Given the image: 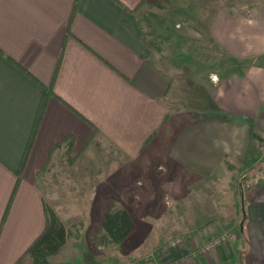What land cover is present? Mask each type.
Wrapping results in <instances>:
<instances>
[{"label": "crops", "instance_id": "0c3cea01", "mask_svg": "<svg viewBox=\"0 0 264 264\" xmlns=\"http://www.w3.org/2000/svg\"><path fill=\"white\" fill-rule=\"evenodd\" d=\"M143 1L0 0V264H16L43 232L41 180L59 153L74 160L99 144L113 156L114 174L126 165L143 172L158 155V169L180 181L176 190L123 185L138 197L122 194L118 209L129 212L142 192L170 191L175 200L181 191V221L211 225L168 246L165 264H264V0L215 13L211 61L223 69L195 96L199 117L182 115L181 125L170 106L176 74L141 32ZM200 192L213 210L192 220L201 217L191 212ZM227 230L237 231L231 247L197 250Z\"/></svg>", "mask_w": 264, "mask_h": 264}, {"label": "rangeland", "instance_id": "374dc122", "mask_svg": "<svg viewBox=\"0 0 264 264\" xmlns=\"http://www.w3.org/2000/svg\"><path fill=\"white\" fill-rule=\"evenodd\" d=\"M256 2L257 0H150L141 10V32L156 51L153 56L158 57L163 66L173 69L176 74V101H170L172 119L178 121L175 122L176 125L185 123L182 115L185 118H188V114L191 118L199 117L200 110L195 109L194 105L197 103L194 98L200 95L202 83L214 77L211 72L223 69L222 64L211 61L217 55L211 34L215 13L225 8L246 9ZM206 42L211 46L205 54L203 44ZM198 54H205V58ZM187 56L190 60L186 59ZM160 146L163 147L164 144ZM92 151L93 154L81 153L74 160L67 158L65 150L60 152L58 160L50 165L42 177L41 184L47 202L66 228L64 245L50 256L52 264H87L84 261V253L87 251L91 264H165L169 259V248L176 250L187 241V230L196 232L211 226L181 221L182 211H185L181 207V191L174 193L175 200L171 198L173 193L170 191H147L140 193V201L127 205L134 216L132 234L122 242H114L109 235L106 236L102 216L104 212L117 210L118 205H123L117 201L118 197L125 194L131 200L136 194L133 191L122 192L123 185L139 192L154 181L158 189L165 185L167 189L176 190L174 185H178L180 181L166 174L165 167L158 169L159 164L164 162L158 155H154L153 160H148L149 166L141 165L143 172H140V167L126 165L123 171L114 174L116 166L112 163L113 156L106 153L100 144L95 145ZM261 158L264 160L262 148ZM239 178L236 179L237 183ZM107 185L114 187L110 190L109 199L104 190ZM148 194H153L155 199L145 200L144 195ZM197 194L200 195V200L197 196L192 198L198 200L196 204L201 205L199 208H191V212L194 211V215L199 213L201 217L193 216L191 219H206L205 213L213 208L210 209L211 203L207 202L206 193ZM135 196L138 197V194ZM202 196H206V201L201 200ZM172 202H178V205L172 206ZM236 235L237 231H222L197 250L206 255L211 254L222 245L230 246ZM196 254L197 251L191 255ZM186 257L182 258L183 262L188 261ZM162 259L164 263L161 262ZM24 264L34 263L32 259H28Z\"/></svg>", "mask_w": 264, "mask_h": 264}, {"label": "trees", "instance_id": "16d2710c", "mask_svg": "<svg viewBox=\"0 0 264 264\" xmlns=\"http://www.w3.org/2000/svg\"><path fill=\"white\" fill-rule=\"evenodd\" d=\"M146 2L147 0H144L142 5ZM89 143L90 141L87 142L86 146ZM45 210L47 220L43 232L32 242L16 264H24L28 259H32L34 264H52L50 256L58 247L64 245L66 239L64 223L48 204L45 205ZM102 223L103 228L114 242L124 241L134 230L132 216L126 209L104 212ZM89 255V251L84 253V261L87 264H91L88 261Z\"/></svg>", "mask_w": 264, "mask_h": 264}, {"label": "built area", "instance_id": "2783aa9c", "mask_svg": "<svg viewBox=\"0 0 264 264\" xmlns=\"http://www.w3.org/2000/svg\"><path fill=\"white\" fill-rule=\"evenodd\" d=\"M261 148H262V153L264 154V141L262 142ZM219 240H220V238L217 239V241H219Z\"/></svg>", "mask_w": 264, "mask_h": 264}]
</instances>
